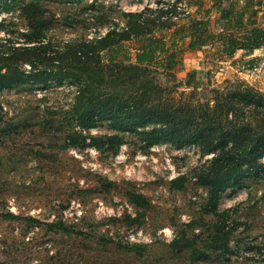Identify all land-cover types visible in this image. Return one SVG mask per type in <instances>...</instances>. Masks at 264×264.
<instances>
[{
  "label": "rangeland",
  "instance_id": "obj_1",
  "mask_svg": "<svg viewBox=\"0 0 264 264\" xmlns=\"http://www.w3.org/2000/svg\"><path fill=\"white\" fill-rule=\"evenodd\" d=\"M211 1L203 0L200 9L206 12ZM188 4L0 0V50L29 35L62 46L109 33L110 40L124 39L133 58L146 31L168 44L188 31L182 26L199 8L187 12ZM189 40L174 45L183 49V68L151 73L167 89L196 68L201 96L229 83L264 91V50L249 66L242 53L223 59L211 44L189 51ZM23 67L33 76L39 72L27 62ZM75 71L80 73L81 65ZM83 86L79 77L36 82L28 76L0 87V264H264L263 174L224 191L220 214H214L207 209L203 183L213 153L201 146H148L137 132L124 131L121 143L98 148L89 144L90 135L119 132L99 118L98 126L82 129L85 141L73 143V133L81 130L77 95ZM192 90L179 87L174 94L183 93L184 99ZM132 192L148 203L132 202Z\"/></svg>",
  "mask_w": 264,
  "mask_h": 264
},
{
  "label": "trees",
  "instance_id": "obj_2",
  "mask_svg": "<svg viewBox=\"0 0 264 264\" xmlns=\"http://www.w3.org/2000/svg\"><path fill=\"white\" fill-rule=\"evenodd\" d=\"M213 6L217 10L215 28L208 15L211 9L207 8V15H191L182 26L187 25L188 31L171 44L144 32L133 58L124 39L110 40L109 33L62 46L46 37L29 35L22 44L0 50V87H11L28 76L36 82L79 77L84 80L77 95V124L81 130L73 133V143L85 141L88 136L82 129L98 126L99 118L108 120L119 132L90 135L89 144L98 148L121 143V132L129 131L140 134L148 146L171 143L180 148L193 144L213 153L209 160L212 167L204 174L203 183L209 194L207 209L219 215L218 203L224 191L241 186L247 176L264 175V91L249 84L229 83L212 88L211 96L205 89L201 96L198 88L202 81L196 79V68L175 80L173 89L151 75L159 69L173 73L182 68L183 49L174 45L184 37L190 38L189 48L208 44L217 47L220 58L232 57L240 48L250 53L264 45V0H213ZM258 59L256 55L245 62L253 66ZM26 62L39 69L37 76L23 67ZM80 65L81 71L76 74L75 68ZM106 84L111 88L100 86ZM190 86L193 90L187 98L183 99V93L175 96L177 88ZM179 180L177 185H183V179ZM129 195L137 205L148 203L141 193ZM172 244L178 247L180 242L175 238Z\"/></svg>",
  "mask_w": 264,
  "mask_h": 264
},
{
  "label": "crops",
  "instance_id": "obj_3",
  "mask_svg": "<svg viewBox=\"0 0 264 264\" xmlns=\"http://www.w3.org/2000/svg\"><path fill=\"white\" fill-rule=\"evenodd\" d=\"M240 1H243V0H240ZM211 3H213V0L211 1ZM189 5V7H188V9H189V12H194L195 10H196V8H198L197 9V13L195 14L196 16H198V17H201V16H204L205 14H206V12H203V10H202V8L200 9V6H205V3L203 2V0H199L198 1V3H190V4H188ZM256 7H258L259 5H255ZM193 7L195 8V10H193ZM264 7V6H263ZM263 7H261V8H263ZM207 8H210L211 9V11H212V9H213V4L212 5H209V7H207ZM206 8V9H207ZM261 12H262V10H260V11H258V14L260 15L261 14ZM212 16H210V18H211V24H212V27L213 28H215V18H216V13H217V10L216 9H214L213 11H212ZM210 14V13H209ZM191 15H193V14H191ZM204 47V46H203ZM188 49H189V51H191L193 48H189L188 47ZM187 49V50H188ZM195 50L196 51H202L203 50V48H195ZM260 50H264V45L263 46H261V47H258V48H255L252 52H250V53H247L246 52V50L245 49H243V48H240V49H238L236 52H235V54L233 55V57L234 56H236L239 52L240 53H242V57L240 58V59H246V58H250V57H253V56H256V55H258L257 53H258V51H260ZM259 56V55H258ZM226 58H230V57H223V59H226ZM182 68H183V66H182ZM188 69V68H187ZM191 68H189L188 70H190ZM188 70H187V72H188ZM187 75V74H186Z\"/></svg>",
  "mask_w": 264,
  "mask_h": 264
},
{
  "label": "built area",
  "instance_id": "obj_4",
  "mask_svg": "<svg viewBox=\"0 0 264 264\" xmlns=\"http://www.w3.org/2000/svg\"><path fill=\"white\" fill-rule=\"evenodd\" d=\"M187 12H189V9L187 8V10H186Z\"/></svg>",
  "mask_w": 264,
  "mask_h": 264
}]
</instances>
